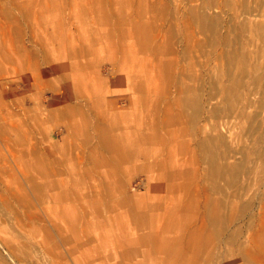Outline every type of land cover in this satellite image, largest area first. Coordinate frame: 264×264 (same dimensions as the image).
Listing matches in <instances>:
<instances>
[{"label": "rangeland", "instance_id": "1", "mask_svg": "<svg viewBox=\"0 0 264 264\" xmlns=\"http://www.w3.org/2000/svg\"><path fill=\"white\" fill-rule=\"evenodd\" d=\"M211 157L245 167L211 174ZM256 162L264 0H0V264H107L133 224L159 240L179 218L202 228L207 197L233 221L187 264H264Z\"/></svg>", "mask_w": 264, "mask_h": 264}, {"label": "bare ground", "instance_id": "2", "mask_svg": "<svg viewBox=\"0 0 264 264\" xmlns=\"http://www.w3.org/2000/svg\"><path fill=\"white\" fill-rule=\"evenodd\" d=\"M212 3H214V2H212ZM193 13H194V11H193ZM110 23H111V21H110ZM104 25H106V24H104ZM126 25H127V23H126ZM129 27L130 26H127L125 28V31H130ZM150 31H152L153 40H155L156 39V35H155L154 29H151ZM157 45H158V43H157ZM157 45H154L155 46V52L159 51V49L157 48ZM236 61H237V59H233L231 56L228 55V59H227V62H226L227 65H228V67H227L228 71H230V72L232 71L233 72L235 70V68L237 67L236 66V64H237ZM241 63L242 64L240 66L239 71L241 73L245 74L251 68H250V66L248 64H246V62L244 63V62L241 61ZM215 89H219V88H215ZM183 92H188V89L187 88L182 89V93ZM220 100H221V98H220ZM246 101H247L246 102L247 106H250L251 100H246ZM167 103H168V105L173 103L172 105H180L182 107L186 106L187 108L190 106L189 109H184V107H183V110L187 111V115L189 117V120L193 121L192 119L196 118L195 115L198 113L197 112L198 109L194 110L192 108L193 107L192 105L194 103L193 100H189L187 103H185L184 101L179 100L178 96H175V97L173 96L172 99H170ZM220 108H222V107H220ZM228 109H229V107H228ZM228 109H226V110H228ZM221 111H223V110H221ZM224 112H226L225 109H224ZM223 115H224V113L222 114V116ZM248 115H250V112H249ZM103 116H104V113H103ZM169 118H171V117H169ZM155 121H158V122L161 121V118L159 117V115H157L155 117ZM170 123L171 122H168L166 124H163L162 126L171 127L172 125H170ZM156 127L158 128V125H156ZM157 128H155V130ZM173 133L175 135L177 134L175 131H173ZM168 134L169 135L172 134L171 131H169ZM177 136L178 135H176V137ZM143 140L145 142H146V140L148 141V137L144 136ZM180 143H182V142H180ZM105 147L108 150H110V147L111 148L112 147L118 148V145L117 144H113V145L106 144ZM159 149H161V147ZM246 152L248 154H253L251 152V150L248 149L247 147H246ZM143 158H144V156H143ZM188 162H189V160H188ZM188 162H186V163H188ZM206 162H207L206 167H207V169H209V173L217 174V175H221L223 173V171L227 167H228V170H227L228 173H233L236 169L237 170L240 169V168L243 169L245 167L244 165H242L240 163H236L235 165L234 164L233 165H225V164L223 165L221 163H215L214 160L212 159V157L209 158ZM262 164L263 163H257L256 162L255 166L253 168H250L253 171V172H250V174L251 173H259L260 174L262 172V168L264 167ZM167 165H171V167H172L171 174H173L174 176H177L179 173L184 174L183 171L181 170V169H183L185 167L184 165H183L182 168H178V167H176V163L172 162V161H168ZM186 174H188V173H186ZM209 188L211 190H214L215 188L217 190H219L221 187H220L219 184H215L214 186H210ZM142 200H143V198H142ZM211 204H213V205H211ZM210 207H212V211L209 210ZM204 208H205L206 212L208 213V217H207V220L205 221V225L202 228H200V229L190 228L189 227V221L186 220V219L184 220V219H180L179 218V219H177V220H175L173 222H171V221L167 222V225H166L165 229L166 230H172V231L176 230V232H177V235L172 237V239H173V240L171 239L172 241L169 240V238L168 239L161 238V236H160V240L158 239V237L156 239H154L155 238L154 235L150 236V237H146V235H143L141 237L139 236L138 238L137 237L135 238L134 235H133L134 234L133 231L141 230L142 229V225L141 224H139L140 225L139 227H138V224H133V226L131 228V231H128L126 229H122V231L119 232L118 235L113 238L114 246L120 247L122 245L123 248H125V246L129 245V251L124 250V252L121 253L120 259H118V260L116 259L114 261L109 262L107 257H106V258H103V262H105L107 264H187L188 262H190V258H188L186 256V255H188V253H190L188 251H191V250H194V249H195V251L196 250H201V248L204 247V245H203L204 243L208 244V241L206 240L205 236L210 237V241H212L215 238L214 236L220 235V233H221L220 231H221L222 227L226 223L228 224V223H231L233 221L232 218L228 220L229 222L226 221L224 218L222 219L221 218V210L219 208V204L216 201V205H215L214 201H212V199L209 198V197H207V199H206V202L204 204ZM172 216H174V215H172ZM101 225H102V223H101ZM133 228H137V229H133ZM121 236H123L124 238H122ZM200 237H204V238L200 239ZM169 246H170V248H168ZM160 252H164V254H165L164 259H162L159 255L156 254V253H160ZM141 254L143 255V257H142L143 259L140 262V259H137V258H139Z\"/></svg>", "mask_w": 264, "mask_h": 264}]
</instances>
